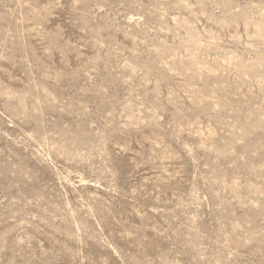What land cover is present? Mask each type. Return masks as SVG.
Wrapping results in <instances>:
<instances>
[{
    "label": "rangeland",
    "instance_id": "374dc122",
    "mask_svg": "<svg viewBox=\"0 0 264 264\" xmlns=\"http://www.w3.org/2000/svg\"><path fill=\"white\" fill-rule=\"evenodd\" d=\"M0 264H264V0H0Z\"/></svg>",
    "mask_w": 264,
    "mask_h": 264
}]
</instances>
